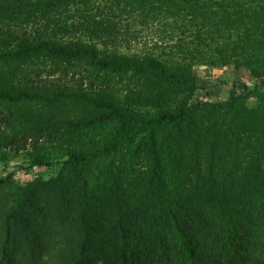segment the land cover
Returning a JSON list of instances; mask_svg holds the SVG:
<instances>
[{
    "label": "trees",
    "instance_id": "obj_1",
    "mask_svg": "<svg viewBox=\"0 0 264 264\" xmlns=\"http://www.w3.org/2000/svg\"><path fill=\"white\" fill-rule=\"evenodd\" d=\"M0 105V264H264V0H0Z\"/></svg>",
    "mask_w": 264,
    "mask_h": 264
},
{
    "label": "rangeland",
    "instance_id": "obj_2",
    "mask_svg": "<svg viewBox=\"0 0 264 264\" xmlns=\"http://www.w3.org/2000/svg\"><path fill=\"white\" fill-rule=\"evenodd\" d=\"M141 48H138L140 50ZM25 65V64H24ZM24 68L18 72H23ZM192 73L196 78V84L198 87V95L202 100L208 102H217L225 101L229 99L230 94L235 91L236 93L241 92V85L245 84L246 86H253L254 80L251 79L248 69L245 67H234V66H225V67H205L200 64H195L192 66ZM18 76L21 75L18 73ZM236 90H233V89ZM248 104L253 106L255 104L254 98H249ZM5 105V104H4ZM6 108V105H5ZM5 108L0 105V116ZM3 124L0 122V143L8 142L10 140V134L7 129L3 130ZM10 147H1L0 146V160L4 157L7 158L8 166L14 168L17 164L24 162L27 158L25 152L14 153L9 149ZM30 151V150H29ZM41 172L44 178L55 173L54 169L47 170L46 168H40L35 170V174ZM29 178L34 177L32 174L29 175ZM16 178L21 181L25 180L24 175H17ZM12 188L2 189L0 188V212L3 211L5 206L6 199L4 196L7 192H12ZM10 199V198H8Z\"/></svg>",
    "mask_w": 264,
    "mask_h": 264
}]
</instances>
